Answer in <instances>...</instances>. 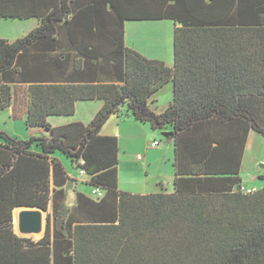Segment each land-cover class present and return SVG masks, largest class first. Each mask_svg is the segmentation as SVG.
<instances>
[{"label":"trees","instance_id":"trees-1","mask_svg":"<svg viewBox=\"0 0 264 264\" xmlns=\"http://www.w3.org/2000/svg\"><path fill=\"white\" fill-rule=\"evenodd\" d=\"M0 19L39 22L0 40V112L42 133L0 131V264H56V247L64 264H264V187L245 194L239 177L249 133L264 139V0H0ZM162 20L175 25L171 67L123 41L124 23ZM170 83L156 113L150 100ZM91 101L102 107L86 126L48 122ZM123 111L171 129L172 193L118 190L117 139L100 133ZM55 154L102 193L90 203L116 197L113 221L73 226ZM50 201L44 237L17 236L13 210Z\"/></svg>","mask_w":264,"mask_h":264},{"label":"crops","instance_id":"crops-1","mask_svg":"<svg viewBox=\"0 0 264 264\" xmlns=\"http://www.w3.org/2000/svg\"><path fill=\"white\" fill-rule=\"evenodd\" d=\"M0 21H3V22H8V21L35 22L34 25L29 24V25L23 26L22 28L26 30V32H23V34H20L21 32L18 34H15L16 33L15 31V33H12L11 36H9V38H4L0 36V40H6L9 42H12L18 38H22L23 36L28 34L30 31L35 29L39 24V22L35 19H28V20L0 19ZM163 21L172 22L170 20H162V21H145V23H155V22L157 23V22H163ZM128 23H142V22L124 23V38H123L124 46L139 53L146 59L160 61V62L165 63L167 66L171 67L172 64H168L163 59L146 57L137 48L133 46H128L127 41H126V26ZM174 27L175 25H173V30H174ZM67 50L68 49L66 48L63 51L66 52ZM69 68H70V65H68L67 72L66 73L64 72L66 76H70V74L68 73ZM102 80L109 81V79H104V77ZM102 80L98 79L97 81H102ZM167 86L172 87V97H173L172 84L171 83L167 84ZM155 96L151 98L150 103H154L156 101ZM81 104H87L88 107L86 108H89L87 111L88 112L87 114L88 123L93 119L95 114L102 107V102L100 101L79 102L75 105V113L73 116L71 117H50L48 119V122L51 124L53 128L67 126L72 123H81L84 126H86L88 123L84 124V122L81 120H78V119L71 120V118H73L74 116L78 114L79 108L80 106H82ZM166 108H163L155 112L160 113ZM3 112H5V114H7V116L10 118V115H11L10 108L0 112V114ZM122 114L123 115L121 116L118 115V116L110 117L107 123L101 129V133H100L102 136H105V137L116 138L119 151L122 149V152H123L122 159L125 158V161H124L125 165L123 166L121 165L122 159H121V156H119V152H118V167H117L118 190L121 192L133 194V195H148V194H154V193H172L174 191V178H175V171H174V166H173L174 160H175L174 144L171 141L170 137H166V138L163 137L167 141L165 143H162L161 145L162 148L159 151H155L156 153H154V151H152L154 148H150V144L152 142L158 141L160 143L157 136L162 137V133L172 132L171 129L167 128L166 130H162L165 132L154 131L151 129L149 124H142V123L137 122L129 113L123 111ZM138 130L140 131L139 134H138ZM158 132L160 133L158 134ZM33 133H37L38 135L34 136ZM9 135L11 136V134ZM30 135H31L30 138L31 137L39 138L42 135V133L41 131L30 129ZM257 136L258 134H256L253 131L249 133L245 151L250 144V140L253 143L256 140ZM142 137H144L146 140L148 139V141H145L144 143V141L141 139ZM159 146L160 144L157 147ZM139 154H142V156H140ZM54 156L60 161L61 165L63 166V169L65 171V176L67 178L65 185L61 187L60 189L63 192L62 205L64 209L67 211V215L69 214L70 220L73 226L79 223L81 224H98V223L105 224V223H109L110 221H113L115 219L116 211H117L116 197L113 194H107L105 198L103 199V201L99 202V204L94 205L90 203V201L88 200H92V197L90 195L91 191H90V187L86 184L88 177L85 174H81L80 171L76 167H73L71 162L65 157L64 158L70 162V167L69 166L67 167L63 163V159H64L63 156L57 155V154H55ZM123 170H125L128 175V179L124 181L121 180V172ZM76 171L78 172L77 175L74 173ZM239 177H240V173H239ZM81 186H84L85 188H89V190L82 189ZM51 188H53V186H51ZM247 189L258 190L255 188H247ZM68 192H71L73 194V198H72L71 204L66 207L65 203L68 197L67 195ZM27 209H30V208L18 207L13 210V226H14V231L16 234H17L16 230L18 229L19 215L21 211H24ZM32 209H38V208H32ZM52 211H53V204L50 201L47 206V210L44 212H41L42 232L40 235H34V238L24 237L18 234L17 236L29 238L34 242H38L39 240H41L45 235L47 219L50 218V223L52 222V219H51ZM52 256L53 255H50L51 259H52ZM65 258H66V254L63 248L56 247V264H64ZM49 264H52V263L50 262Z\"/></svg>","mask_w":264,"mask_h":264},{"label":"rangeland","instance_id":"rangeland-1","mask_svg":"<svg viewBox=\"0 0 264 264\" xmlns=\"http://www.w3.org/2000/svg\"><path fill=\"white\" fill-rule=\"evenodd\" d=\"M34 25L35 22H3L0 21V36L4 38H9L12 33L15 34H23L26 32L23 26L26 25ZM173 23L169 21L163 22H155V23H128L126 26V41L128 46H133L140 50L146 57L149 58H157L163 59L168 64H173ZM16 27V28H14ZM14 28V29H13ZM156 101L154 103H150L151 108L154 111H159L163 108L169 106L172 101V87L164 86L161 91L155 96ZM78 114L71 118V120H81L84 124L88 123V107L87 104H81ZM0 131L5 132L6 134H11L12 137H16L19 140H28L30 138V130L25 126V119L13 121L11 120L5 112L0 114ZM165 132V131H161ZM140 131L138 130V134ZM160 132H158L159 134ZM34 136L38 135L37 133H33ZM10 136V135H9ZM160 141V146L154 148L152 151H159L162 148V143H165L167 140L161 136H157ZM144 143L146 140L144 137L141 138ZM153 153V154H154ZM142 156V154H139ZM119 156L121 159L123 157L122 149L119 151ZM64 158V157H63ZM125 158L121 160V165L124 164ZM63 163L68 167H70V162L63 159ZM261 165H264V139L262 136L258 135L256 140L252 143L250 140V144L245 151V155L243 157L240 178L241 184L243 188H255L260 189L262 186L264 187V170L260 168ZM128 166V165H127ZM76 175L78 172H74ZM260 177H263L260 179ZM128 175L125 170L121 172V180H127ZM82 189L89 190V188H85L81 186ZM68 197L66 200V207L69 206L72 202L73 194L71 192L67 193ZM17 234L22 235L17 229ZM41 234V233H40ZM39 234V235H40ZM24 237H33V236H24Z\"/></svg>","mask_w":264,"mask_h":264},{"label":"water","instance_id":"water-1","mask_svg":"<svg viewBox=\"0 0 264 264\" xmlns=\"http://www.w3.org/2000/svg\"><path fill=\"white\" fill-rule=\"evenodd\" d=\"M172 132L162 133V137L172 136ZM260 168L264 170V165H261ZM239 188H236L238 191ZM41 212H44L39 209H27L21 211L18 219V230L24 236H33L39 235L42 232V220Z\"/></svg>","mask_w":264,"mask_h":264},{"label":"built area","instance_id":"built-area-1","mask_svg":"<svg viewBox=\"0 0 264 264\" xmlns=\"http://www.w3.org/2000/svg\"><path fill=\"white\" fill-rule=\"evenodd\" d=\"M159 145L158 141H154L150 144V148H156ZM81 174H83V172H80ZM242 192H244L245 194H251L253 192H255L254 189H245L243 187H241ZM92 195L95 196L96 198H101L102 197V193L99 192L98 189H94L92 190Z\"/></svg>","mask_w":264,"mask_h":264}]
</instances>
